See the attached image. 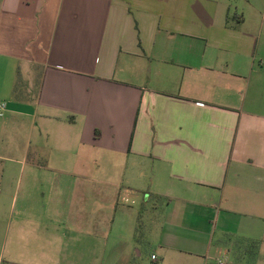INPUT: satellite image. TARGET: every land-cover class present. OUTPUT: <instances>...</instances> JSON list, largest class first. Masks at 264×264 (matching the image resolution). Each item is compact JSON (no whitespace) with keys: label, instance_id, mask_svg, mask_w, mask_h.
Here are the masks:
<instances>
[{"label":"crops","instance_id":"0c3cea01","mask_svg":"<svg viewBox=\"0 0 264 264\" xmlns=\"http://www.w3.org/2000/svg\"><path fill=\"white\" fill-rule=\"evenodd\" d=\"M263 42L264 0H0L9 263L241 264L264 231Z\"/></svg>","mask_w":264,"mask_h":264},{"label":"rangeland","instance_id":"374dc122","mask_svg":"<svg viewBox=\"0 0 264 264\" xmlns=\"http://www.w3.org/2000/svg\"><path fill=\"white\" fill-rule=\"evenodd\" d=\"M259 46H260L259 50H261V51L264 50V42L259 44ZM30 123L33 125L32 128H34V124H35V129L38 130V120H35V122L30 121ZM101 188L108 189V186H104ZM89 195L93 196L94 201H95V199H97L98 194L96 191V187H94L93 194L90 193ZM118 195L120 196L119 202L120 203L124 202V199L127 197L126 192L124 190H120ZM4 201H5V204H7V207H5V209H4V211H5L4 212L5 213L4 223L6 224V223H9L12 221V218H14L15 213L13 212V209H12V202H13L12 197H8V200H7V198H5ZM151 203H152L151 200H148L147 202H144V200H143V205H142V207H140L138 209L135 220H137V218H138V220L139 221L141 220L142 223L145 225L149 222L148 221L149 213L147 211H148V207ZM157 204L159 205V209H160V207H161L160 204H162V203H157ZM144 206H145V209L143 208ZM139 215H141V216H139ZM120 217H121V219H120ZM98 219L104 222V226L102 227V225H101L100 231H102V229H105V234H98L97 235L96 232H97L98 228H97V225L94 224V226H93V229H95L94 230V232H95L94 237H95L96 241L103 243V246L106 249L107 246H105V245H109V244L111 245L112 241H114L112 238L113 234H110V232H109L111 227H112V224H108V222L105 218L101 219L100 217H97V216L95 217L94 220L97 221ZM131 220L133 221L134 217H131L130 213L123 214V213L119 212V217L118 216L116 217V220H115V223H114V226L112 229H118L119 231L121 230V232L124 233V234H122V236L125 235L127 237V235H129V233H130V229H128V228H130L129 222ZM85 229H88V228L85 226ZM262 231H263V229H262ZM10 234H11L10 229H0V264H10L9 261H11V256H12L11 255L12 251H11V235ZM143 244H144L143 229H142V226L141 227L139 226V229L137 230L136 241L133 244L134 249H135L133 251L134 259H137V257L135 256L136 250H140L143 257L148 256L150 249L148 248V246H145ZM252 245L253 246H250V245L248 246L247 251L243 250L244 254H242L243 257H241V264H264V231L260 234V238L257 239L256 242L253 243Z\"/></svg>","mask_w":264,"mask_h":264},{"label":"built area","instance_id":"2783aa9c","mask_svg":"<svg viewBox=\"0 0 264 264\" xmlns=\"http://www.w3.org/2000/svg\"><path fill=\"white\" fill-rule=\"evenodd\" d=\"M4 109H5V105L3 103H0V116H2V112L4 111ZM218 264H222V263H218Z\"/></svg>","mask_w":264,"mask_h":264}]
</instances>
